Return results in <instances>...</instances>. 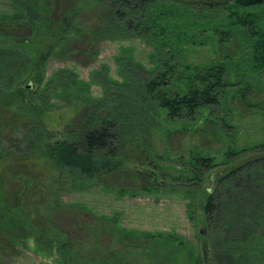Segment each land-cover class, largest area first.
Listing matches in <instances>:
<instances>
[{"label": "trees", "instance_id": "obj_1", "mask_svg": "<svg viewBox=\"0 0 264 264\" xmlns=\"http://www.w3.org/2000/svg\"><path fill=\"white\" fill-rule=\"evenodd\" d=\"M224 2L236 8L264 5V0ZM201 3L209 5L207 0H13L12 9L0 13V264L2 256L29 239L43 249L55 250L59 264H141V248L149 257L152 251L160 250L176 264L187 257L189 264H202L200 258L192 262L183 241L172 234H137L92 214L89 239L80 241L54 220L63 210L91 215L85 209L63 204L59 193L65 183L121 176L127 172L126 157L133 151L146 164L152 154L149 145L141 146V135L145 137L159 117L192 125L202 119L203 112L212 115L222 106L227 86L233 85L229 84L227 68L222 64L193 67L184 63L185 46L194 40L188 34L186 21L191 17L187 16H200L192 7ZM91 10L92 22H83V14ZM171 19L176 23L170 25ZM210 31L230 33L207 25L201 29L203 34ZM116 38H136L150 46V66L131 62L129 57L123 63L119 58L120 80L107 79L101 99L83 98L66 119L63 139L50 144L53 134L41 126L39 104L34 108L25 105V98L33 93L22 85L27 81L40 84V70L52 55L62 60L82 57L90 63L101 41ZM260 38L255 65L262 72L264 31ZM59 83L56 78L49 80L44 90L54 92ZM69 84L72 90L78 82ZM249 87L246 84L236 90L237 98L244 97ZM202 121L203 127L192 131L201 140L215 141L224 135L223 119L219 127L210 118ZM11 127L23 130L20 140L26 142V149H2L1 135H9ZM186 130L190 128L181 132ZM36 142L44 144L43 152L31 150ZM247 151L249 154H244ZM226 152L225 161L230 155L239 162L225 173L216 172L215 185L205 190L202 205L211 261L264 264V145ZM220 165L214 156L190 152L178 165V180L199 188L208 173ZM132 173L136 182L141 181L135 188L150 187L142 185L149 179L146 172L136 169ZM39 197L48 198L47 206L38 207L42 202ZM143 244H154L152 251ZM203 259L205 262L207 256Z\"/></svg>", "mask_w": 264, "mask_h": 264}, {"label": "rangeland", "instance_id": "obj_2", "mask_svg": "<svg viewBox=\"0 0 264 264\" xmlns=\"http://www.w3.org/2000/svg\"><path fill=\"white\" fill-rule=\"evenodd\" d=\"M207 3L209 5L201 3L192 7L200 11H198L200 16H187L191 17L186 21L190 25L187 29L188 34L193 36L194 40L192 39V43L185 46L183 57L184 63L193 67L222 64L227 68L229 84L233 85L227 86L222 106L214 110L212 115L203 112L201 117L210 118L215 127H219L223 119L226 124L224 135L219 136L215 141L201 140L192 131L194 128L203 127L202 119L192 125H184L168 122L159 117L157 123L155 122L156 125L151 127V131L145 137L141 135V146L149 145L152 154L146 164L143 165L144 159L133 151L126 157L124 166L127 167L124 170L127 169V172L121 176L119 174L100 177L97 181L65 183L60 187L59 197L64 205L76 206L91 213L90 215L85 211L63 210L54 217L56 224L73 239L80 241L89 239V230L94 224L93 214L112 221L123 230L137 234L175 235L185 244L186 255L190 251L192 262L195 258H200L202 264H213L205 236L206 224L202 212L206 198L205 190L215 185L216 172L225 173L239 162V160L233 161L234 158L230 155L228 161H225L224 155L227 150L240 152L242 149L251 150L264 145V71L259 72L258 66L255 65L257 47L264 31V5L236 8L230 4L226 6L223 0L213 3L207 0ZM12 4L13 0H0V13L10 11ZM193 9L189 8V11L194 12ZM93 14L92 10L86 12L82 16V21L92 22ZM239 21L243 23L239 24ZM174 23L176 22L173 19L169 22L170 25ZM205 25L212 29L221 28L230 33L221 35L219 32L214 34L210 31L203 34L201 29ZM218 39H221L220 43H217ZM96 51V56L90 63L82 57L62 60L52 55L40 70L42 82L37 84L27 81L22 85L29 87L28 89L33 93L25 98V105L34 108V104H39L41 126L47 130V133L53 134L49 139L50 144L63 139L66 119L82 103L83 98L101 99L104 94L102 85L105 86L110 80H120L119 58L123 63L125 57H129L131 62L145 67L150 66L152 49L136 38L104 40L97 45ZM60 72L62 76H58ZM55 78L60 82L59 88L54 92H51V88L45 91L47 82ZM72 80L77 81L78 84L70 90L69 82ZM246 84H250L251 87L244 97L237 98L236 90ZM156 126L158 128L154 129ZM186 128L190 130H186V133L181 132ZM22 131L12 128L9 135H1L2 149L12 147L18 152L26 149V142L20 140L23 137ZM139 132L141 133V127ZM37 141L40 142V137ZM33 146L31 148L33 152H43L45 149L42 143L36 142ZM193 151L214 156L216 162L221 163L219 167L208 173L199 188L182 185L178 180L180 176L178 165L182 158L186 159ZM240 157L242 155L237 156ZM47 161L48 164H52L50 160ZM136 169L146 172L149 177L142 182V185L144 183L150 185L146 190L135 188L141 186V181L136 182L133 177L132 171ZM51 170L54 172L53 165ZM54 174L56 175L57 172ZM47 199V197H39L37 200L42 202L38 203V207L47 206ZM153 245L143 244L151 251ZM137 249H134V255L138 253ZM152 252L149 257L141 248V264H176L177 262L173 261L172 257L170 259L165 257L160 250ZM205 255L207 259L204 262ZM186 259L182 264H189V258ZM1 264H59V258L55 250L43 249L33 239H29L13 253L2 256Z\"/></svg>", "mask_w": 264, "mask_h": 264}]
</instances>
